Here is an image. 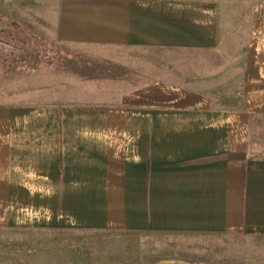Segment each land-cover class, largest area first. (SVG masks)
Wrapping results in <instances>:
<instances>
[{"label":"crops","instance_id":"crops-1","mask_svg":"<svg viewBox=\"0 0 264 264\" xmlns=\"http://www.w3.org/2000/svg\"><path fill=\"white\" fill-rule=\"evenodd\" d=\"M41 7L56 40L174 78L85 75L0 103V230L264 242V0Z\"/></svg>","mask_w":264,"mask_h":264},{"label":"rangeland","instance_id":"rangeland-1","mask_svg":"<svg viewBox=\"0 0 264 264\" xmlns=\"http://www.w3.org/2000/svg\"><path fill=\"white\" fill-rule=\"evenodd\" d=\"M41 1L0 0V103L41 99L55 80L85 75L103 84L125 81L123 88L142 75L174 78L129 73L86 46L56 40ZM225 104L235 107V100ZM0 264H264V242L220 234L0 230Z\"/></svg>","mask_w":264,"mask_h":264}]
</instances>
